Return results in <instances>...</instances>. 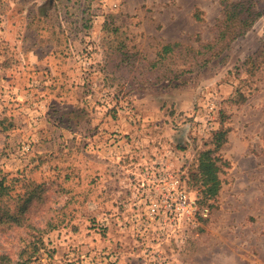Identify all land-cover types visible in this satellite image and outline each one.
I'll return each mask as SVG.
<instances>
[{
  "label": "rangeland",
  "instance_id": "374dc122",
  "mask_svg": "<svg viewBox=\"0 0 264 264\" xmlns=\"http://www.w3.org/2000/svg\"><path fill=\"white\" fill-rule=\"evenodd\" d=\"M254 1L262 15L244 35L143 85L119 71L120 51L152 60L158 43L200 48L221 0H0L5 264H264V65L247 63L264 0ZM219 129L227 164L201 205L187 170ZM158 162L206 217L148 218Z\"/></svg>",
  "mask_w": 264,
  "mask_h": 264
},
{
  "label": "trees",
  "instance_id": "16d2710c",
  "mask_svg": "<svg viewBox=\"0 0 264 264\" xmlns=\"http://www.w3.org/2000/svg\"><path fill=\"white\" fill-rule=\"evenodd\" d=\"M255 4L254 0H221V17L216 20L217 33L213 41L201 42V47L198 49L176 41L158 43L152 60H147L137 50H122L118 54L119 71L125 72L133 81L146 85L164 78L167 73L173 71V64L177 62L187 61L197 54L208 51L216 54L228 47L233 40L244 35L262 15V10L257 9ZM247 63L249 72H254L260 65H264V38L260 48L248 56ZM226 133L225 129L215 131L211 138L213 147L200 150L187 170L186 178L190 181L192 179L193 184L196 185L198 191L196 196L201 205L208 206V200L213 199L220 189L221 179L218 174L222 165H226L227 162L216 154V151L226 140ZM5 187L0 179V192ZM0 264H5L1 258ZM15 264H29V258L19 257Z\"/></svg>",
  "mask_w": 264,
  "mask_h": 264
},
{
  "label": "built area",
  "instance_id": "2783aa9c",
  "mask_svg": "<svg viewBox=\"0 0 264 264\" xmlns=\"http://www.w3.org/2000/svg\"><path fill=\"white\" fill-rule=\"evenodd\" d=\"M158 163L161 166L154 173L145 200L148 218L174 227L184 218L193 219L197 214L206 217L208 207L199 208L196 197L186 190L180 177L165 162Z\"/></svg>",
  "mask_w": 264,
  "mask_h": 264
},
{
  "label": "crops",
  "instance_id": "0c3cea01",
  "mask_svg": "<svg viewBox=\"0 0 264 264\" xmlns=\"http://www.w3.org/2000/svg\"><path fill=\"white\" fill-rule=\"evenodd\" d=\"M61 53H60V51H59V55H60Z\"/></svg>",
  "mask_w": 264,
  "mask_h": 264
}]
</instances>
